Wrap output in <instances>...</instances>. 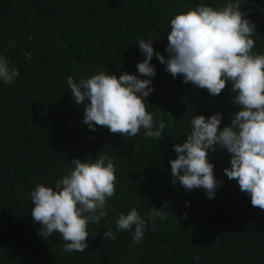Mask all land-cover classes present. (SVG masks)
I'll list each match as a JSON object with an SVG mask.
<instances>
[{
	"label": "trees",
	"instance_id": "16d2710c",
	"mask_svg": "<svg viewBox=\"0 0 264 264\" xmlns=\"http://www.w3.org/2000/svg\"><path fill=\"white\" fill-rule=\"evenodd\" d=\"M226 2L0 0V55L20 73L11 86L0 81V264H264V210L253 207L238 182L224 174L231 167L227 151L209 154L223 182L213 199L202 188L189 192L173 184L168 163L177 156L174 144L190 134L195 115L210 118L219 112L221 129L230 125L239 110L232 103L231 82L212 97L184 84L182 76L173 78L155 57L154 78L137 70L145 59L140 39H158L153 46L167 58L166 36L175 15ZM240 2L257 24L253 52L264 54V0ZM99 71L152 79L155 91L147 110L166 124L159 139L146 138L143 129L135 137L100 126L89 130L83 120L90 101L78 105L66 80L79 82ZM105 151L117 181L108 215L89 223L85 252H64L58 233L46 240L38 235L42 225L31 215V191L38 184L54 188L73 167L71 160L94 162ZM152 206L164 207L169 218L148 220ZM133 207L148 221L139 244L116 225ZM107 230L115 240L105 238Z\"/></svg>",
	"mask_w": 264,
	"mask_h": 264
},
{
	"label": "clouds",
	"instance_id": "9594fccd",
	"mask_svg": "<svg viewBox=\"0 0 264 264\" xmlns=\"http://www.w3.org/2000/svg\"><path fill=\"white\" fill-rule=\"evenodd\" d=\"M242 6L240 0H227L221 7L200 4L175 15L166 36L167 58L153 46L158 39H140L138 47L145 59L137 64V70L141 76L154 78L155 57L173 78L182 76L184 84L206 89L212 97L219 96L231 82L232 103L239 110L222 129L223 115L219 112L210 118H192L190 134L183 143L174 144L177 156L168 161L172 183L189 192L202 188L209 199L215 198L223 182L216 178L209 154L226 150L231 167L225 168L224 174L238 182L253 207L264 210V54L253 52L257 24ZM19 75L11 61L0 55V81L11 86ZM66 83L78 105L90 101L83 120L90 131L100 126L113 134L135 137L143 129L146 138L161 137L166 127L163 117L157 123L155 114L147 110V98L155 91L150 87L152 79L99 71L79 82L70 76ZM106 151L94 162H90L91 157L71 160L73 167L54 188L38 184L31 191L35 205L31 215L42 225L38 235L46 240L58 233L64 252H85L89 223L98 224L108 215L107 201L115 196L117 181L114 162ZM169 216L164 207L152 206L148 220ZM183 218L187 219L186 213ZM147 222L133 207L119 215L116 225L119 231L131 233L133 243L139 244ZM104 236L116 238L111 230Z\"/></svg>",
	"mask_w": 264,
	"mask_h": 264
}]
</instances>
